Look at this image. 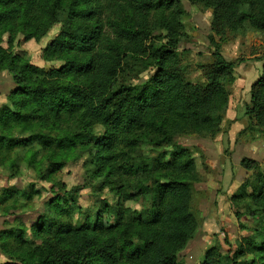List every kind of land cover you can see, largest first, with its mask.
<instances>
[{
	"label": "trees",
	"instance_id": "1",
	"mask_svg": "<svg viewBox=\"0 0 264 264\" xmlns=\"http://www.w3.org/2000/svg\"><path fill=\"white\" fill-rule=\"evenodd\" d=\"M189 1L212 14L213 60L199 65L203 83L186 80L177 54L187 37L178 0H0V27L12 36L40 38L59 23L46 51L64 62L45 69L0 46V69L10 72L15 85L8 105L0 109V163L21 160L41 176L63 166L57 148L87 149L96 176L120 174L115 189L124 199L133 195L125 189L123 174L135 173L136 189L151 201L149 219L125 228L119 224L115 232L99 221L54 225L48 218L37 229L46 236L30 247L24 224L14 222L0 230L5 258L0 264H184L179 253L199 227L191 208L192 184L200 179L194 153L175 145L169 160L160 155L151 163L141 153L136 158L143 160L137 161L133 153L143 144L164 147L180 135L220 132L215 115L227 107L238 64L223 56L220 44L229 34H244L246 24L264 33V0ZM127 62L154 71L142 84H117ZM244 113L254 129L264 132V63L250 86ZM96 124L104 128L100 136L92 134ZM14 133L30 144L17 146ZM34 142L48 150L44 158L36 160ZM15 150L21 157L10 160ZM240 165L255 172L254 178L245 179L232 198L241 199L250 216L264 219V171L249 158ZM67 195L74 206L73 195ZM12 197L8 191L1 194L0 206L8 203L4 214L15 203ZM120 231H125L124 240L117 236ZM253 231L225 253L210 247L201 264H264V229ZM23 248L26 252L16 255Z\"/></svg>",
	"mask_w": 264,
	"mask_h": 264
},
{
	"label": "rangeland",
	"instance_id": "2",
	"mask_svg": "<svg viewBox=\"0 0 264 264\" xmlns=\"http://www.w3.org/2000/svg\"><path fill=\"white\" fill-rule=\"evenodd\" d=\"M178 5L183 9L181 23L187 37L179 42L177 54L184 66L186 80L203 83L205 80L199 65L213 60V47L209 42L212 35L211 10L194 5L189 0H178ZM246 26L244 34H229L227 40L220 44L223 56L238 62L235 68L236 81L229 88L227 107L221 114L215 115L221 126L220 132L214 136L208 133L180 135L164 147L143 144L133 153L137 161L143 160L136 158L138 153L147 161L160 155L164 160H169L175 145L185 146L194 153L200 179L192 184L194 192L191 208L198 218L199 227L179 253V259L184 264H201L210 247L216 246L225 253L232 250L243 237L253 235L254 228L264 229L261 216H250L245 203L237 197L232 198L240 192V188L235 189L237 183L240 182V185L245 179L254 178L255 172L241 167L242 158L256 161L260 170L264 171V132L254 129L252 121L244 113L249 101L248 85L261 70L259 62L264 61V33L250 29L248 24ZM59 30L60 24L57 23L40 38L25 39L22 33L12 36L4 27H0V46L38 67L59 68L64 64L63 59L46 51ZM153 71L143 70L140 65L127 62V65L121 67L116 83L142 84ZM14 88L10 72L0 69V109L8 105L7 96ZM103 132L102 125L92 126L93 135L100 136ZM14 136L18 140L17 146L30 144L23 140L25 136L17 133ZM33 145L36 160L44 158L48 150H44L38 142ZM56 151L63 159V166L54 173L43 171L41 176L21 160L15 165L0 163V203L1 194L6 191L13 196L10 201L15 202L13 206L6 207L8 211L5 214L2 208L8 203L0 206V230L9 228L14 222H22L26 229L25 240L30 247L39 244L42 236H46L47 233L38 232L37 229L48 218L54 220V225L70 223L77 226L99 221L103 227L115 232L119 224L125 228L137 220L151 217L150 195L136 189L139 182L137 174H123L126 176L122 178L127 180L125 189L133 195L131 199H124L115 189L121 183L120 174L96 176L90 151L79 147L72 150L67 147L64 150L57 148ZM20 157L18 150L10 154V160ZM69 193L75 199L74 206L70 203ZM124 232L120 231L117 236L124 240ZM29 247L25 246L26 250ZM26 250L23 248L16 255ZM4 259L0 253V261Z\"/></svg>",
	"mask_w": 264,
	"mask_h": 264
},
{
	"label": "crops",
	"instance_id": "3",
	"mask_svg": "<svg viewBox=\"0 0 264 264\" xmlns=\"http://www.w3.org/2000/svg\"><path fill=\"white\" fill-rule=\"evenodd\" d=\"M263 63H264V61H260L258 65H260V67L262 68V64H263ZM255 67H256V65H255ZM255 67H254V69H255ZM256 70H257V69H256ZM260 72H261V70L258 71L255 80L257 79V77H258V75L260 74ZM234 73H235V70H234ZM255 80H254V81H255ZM235 81H236V76H235ZM235 81H234V82H235ZM254 81H253V82H254ZM253 82H252V83H253ZM252 83L250 82L249 85H248V89H247L248 92H249V89H250V86H251ZM199 173H200V170H199ZM241 176H242V174H241ZM198 182H199V181H198ZM239 183H240V182H239ZM239 183H237V184L235 185V187H236L235 189H237V188L240 186ZM195 184H196V183H195ZM238 185H239V186H238ZM235 189H234V190H235ZM1 262H2V261H0V263H1Z\"/></svg>",
	"mask_w": 264,
	"mask_h": 264
}]
</instances>
